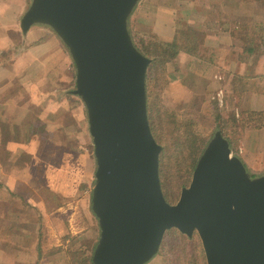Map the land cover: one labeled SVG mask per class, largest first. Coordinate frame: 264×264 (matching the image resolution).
<instances>
[{"label": "water", "instance_id": "1", "mask_svg": "<svg viewBox=\"0 0 264 264\" xmlns=\"http://www.w3.org/2000/svg\"><path fill=\"white\" fill-rule=\"evenodd\" d=\"M141 0H32L24 34L49 26L69 49L97 161L92 209L101 237L93 264H148L165 235L197 233L207 264H264V175L254 176L218 130L176 203L161 179L163 146L149 118L152 59L136 46Z\"/></svg>", "mask_w": 264, "mask_h": 264}, {"label": "rangeland", "instance_id": "2", "mask_svg": "<svg viewBox=\"0 0 264 264\" xmlns=\"http://www.w3.org/2000/svg\"><path fill=\"white\" fill-rule=\"evenodd\" d=\"M235 1H241L245 6L242 13L235 14L242 21L237 24L235 36L245 49L247 32H254L256 39L264 33V0ZM136 17L134 15L130 20V29L140 40L138 33L149 35L151 25L145 18ZM191 28L197 31L195 36L201 40L195 56L199 58L197 71L194 64L187 62L188 57L183 56L179 61L178 56L162 67L159 87L152 85L155 126L165 150L162 186L171 204L176 203L183 188L190 185L195 170L193 165L215 132L220 127L234 131L229 127L236 110L235 100H227L226 91L217 92L219 85L222 89L226 86L223 80H218L223 84L214 81L218 74L224 75V72L213 71L208 66L216 57L219 58V53H216L218 46L207 41L202 29L187 26L182 31L186 33ZM259 29L263 31L259 33ZM146 38L151 39L149 36ZM75 88L76 79L68 90ZM179 89H186L189 93L177 96ZM65 90L64 86L59 88L52 100L47 96L42 98L37 90L34 92V97L38 95L41 100H68L65 104L72 109L68 111L59 101L58 106L62 109L52 113L50 118L52 125H58L57 135H49V125L43 126L41 131L44 142L41 150L45 151L41 155V163L50 164L54 176L37 178L26 186V194L35 199L31 204L21 196L7 195L8 199L0 201V247L6 248L0 264H92L91 252L93 250L94 254L101 237L99 219L92 209L97 170L95 147L89 126L85 124L88 113L83 100L77 95L67 98ZM22 91L25 94L21 100L27 103L34 100L28 90ZM73 100H81L84 107ZM31 110L36 114L42 112L41 106H33ZM73 116L84 120L83 129L74 124L77 120ZM260 121V117L253 122L241 120L235 128L236 133H241V128L247 123L253 125ZM238 151L234 153L237 156ZM261 158L264 161L263 155ZM249 172L254 176L264 175V168H249ZM39 202L41 207L37 204ZM163 248L162 254L148 264H207L202 240L197 233L189 237L176 231L169 232Z\"/></svg>", "mask_w": 264, "mask_h": 264}, {"label": "crops", "instance_id": "3", "mask_svg": "<svg viewBox=\"0 0 264 264\" xmlns=\"http://www.w3.org/2000/svg\"><path fill=\"white\" fill-rule=\"evenodd\" d=\"M31 3L32 0H0V201L8 199L7 195L21 196L29 204L35 199L26 194V186L37 178L54 176L51 165L41 163V155L45 153L41 150L44 144L41 131L49 125V135L56 136L58 125H52V113L62 109L60 105L68 111L72 109L65 104L68 100H59V106L58 100H49L62 86L66 89L65 96L73 97L69 90L76 79L69 49L49 26L35 25L27 34L22 32L21 19ZM244 8L241 1L235 0H141L131 20L134 15L145 18L151 25L150 33L166 42L174 41L187 26L202 29L207 41L218 46L219 58L208 63L213 71L224 72L214 79L226 85L223 89L219 85L217 92L226 91L227 100H235L237 114L264 112V46L260 53H246L235 36L237 24L242 22L235 14L242 13ZM183 56L188 57L187 62L194 64L197 71L199 58L182 51L179 61ZM21 89L28 90L34 100L28 103L21 100L25 94ZM35 90L39 96L51 99L34 97ZM188 93L186 89H179L177 96ZM73 101L84 107L81 100ZM33 106H41L42 112L32 113ZM259 117V123L243 130L238 148L248 169L264 168L261 158L264 156V116ZM83 121L77 120L74 124L83 129ZM85 124L89 126L88 122ZM37 204L42 206L41 202ZM5 250L0 247V258Z\"/></svg>", "mask_w": 264, "mask_h": 264}, {"label": "trees", "instance_id": "4", "mask_svg": "<svg viewBox=\"0 0 264 264\" xmlns=\"http://www.w3.org/2000/svg\"><path fill=\"white\" fill-rule=\"evenodd\" d=\"M262 31L259 29V33H261ZM195 32L197 31L194 30V28L189 29L186 33L181 30L179 31V35L177 36V38L172 42H166V41L160 40L159 38H157L155 35L151 33L149 35L144 34V33H138L140 40H137L135 34L132 33L135 44L139 48V50H141V52H143L145 55L149 56L152 59V63L149 67L148 77H147L148 96H149V118H150V123H151L153 133L159 143L161 142V139L158 134V129L155 126V118L153 115V106H154L153 95L154 93H152V85L154 84V87L155 86L159 87L160 81L158 80H159V74L162 71V67H165L167 63L177 58L182 51L187 52L188 54L193 55V56L198 55V50H199L198 44L201 40L196 38ZM253 34L254 32L253 33L247 32V39L245 40V52L249 54L255 53V52L260 53L262 51V45L264 46V33L263 35L259 36L258 39L254 38ZM146 36H149L151 39L148 40ZM257 42L261 44H256ZM236 113L237 112L235 111L231 118L232 124L229 127V129L234 130L233 133L228 130L227 131L224 130L222 127L219 128L220 131L223 133V135L230 141L233 153H238L239 145L243 139L242 132L247 127V124H248L247 123L241 128V133H238V132L236 133L235 128L236 126H238L240 121L247 120L249 122H253L259 116H264V112H242L240 111L238 116ZM204 144L205 143H203V145ZM164 153H165V150H163L161 154V179H162V171H163L162 165L164 161ZM196 164H197V160L193 165L194 169H195ZM172 231H176L181 236H185V234L181 233L177 229L169 230L166 233V235ZM164 245H165V239L162 244L161 250L158 254L159 256L162 254ZM92 253H93V250L91 252V256L93 258ZM91 256H90V260L92 262ZM189 264H193V263H189Z\"/></svg>", "mask_w": 264, "mask_h": 264}]
</instances>
